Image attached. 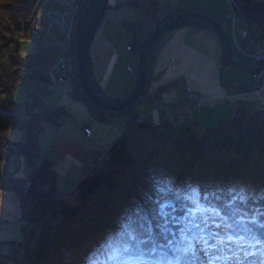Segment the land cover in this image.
<instances>
[{"label":"trees","instance_id":"obj_1","mask_svg":"<svg viewBox=\"0 0 264 264\" xmlns=\"http://www.w3.org/2000/svg\"><path fill=\"white\" fill-rule=\"evenodd\" d=\"M19 1L0 0V189L14 193L20 218L31 223L21 262L64 264L67 253L87 243L94 255L87 250L82 255L91 264H104L103 255L111 258L112 264H132L155 256L189 264L194 242L211 237L215 229H209L219 227L216 232L232 237L229 240L243 251L260 250L256 260L264 264V107L250 111L238 104L231 117L203 132L194 127L190 114L180 123L149 122L141 118L142 113L158 104L153 100L162 90L181 83L180 77L150 87L147 72L144 95L122 111L113 112L88 101L77 81L74 55L77 93L88 103L93 116L98 121L115 116L128 119L122 135L116 136L107 149L104 168L78 180L72 193L79 200L71 204L58 193L52 161L39 152L37 144L40 123L44 119L55 122L59 108L44 102L40 95L33 96V101L25 102V139L8 138L9 130L20 124L8 109L14 89L20 83L38 84L41 90L32 89L30 94L36 90L47 93L43 89L46 70L56 55L55 44L35 27L44 6L31 20L37 0L23 5ZM77 1L81 7L75 23L87 3ZM234 1L248 21L252 42L264 48V0ZM115 5H129L139 11L138 17L122 21L130 34L128 63L134 65L135 78L140 46L158 20L170 19L182 10L210 14L205 5L192 6L191 0H125ZM191 25L209 29L200 22ZM31 27L36 30L30 35L35 51L23 56L17 36ZM240 44L253 52L246 41ZM73 50L74 38V54ZM220 61H224L223 55ZM142 103L144 107L138 108ZM31 104L36 107L34 113ZM11 157L23 158L31 167L26 178L15 177L6 169ZM35 231L36 244L29 247ZM6 243L12 246L8 253L0 254V264H8L7 258L16 253L15 244Z\"/></svg>","mask_w":264,"mask_h":264},{"label":"rangeland","instance_id":"obj_2","mask_svg":"<svg viewBox=\"0 0 264 264\" xmlns=\"http://www.w3.org/2000/svg\"><path fill=\"white\" fill-rule=\"evenodd\" d=\"M122 1L125 0L107 1V8L103 14L101 24L93 36L90 46V57L97 84L107 96L112 98L126 96L135 82L134 65L128 63V39L130 34L123 27L122 21L138 17L139 11L129 5L118 7L115 5L117 2ZM169 1L176 3L179 0ZM232 1V3H235L234 0ZM228 2L229 0H191L192 6L205 5L210 12L208 15H213L216 20L221 21L223 24H220L225 29L228 28L226 24L229 23L224 22V20L230 18L228 16L230 9ZM41 3L40 6H44V9L45 7L61 5L63 2L42 0ZM75 25L76 23L74 24L72 38L75 35ZM227 30L228 33H232L230 28ZM31 33H33L31 29L26 31L25 34L18 33L17 43L19 52L23 56L35 51V43L30 38ZM240 41H246V38ZM247 43L252 45L254 51L255 48L260 51L264 50L263 47L254 44L252 40ZM244 50L246 53L241 54V57L243 56L246 62L254 64L258 61L252 55L254 52L249 53L247 49ZM74 55L75 52L74 54L71 52L72 60H74ZM221 55L223 54L221 53L219 39L210 27L208 29L188 24L164 33L158 39L149 58L150 87H155L161 83L169 84L177 77L181 78V83L178 84L179 86L172 85L162 90L159 98L153 100V104L162 103L155 105V108L145 110L141 118L149 122L173 121L180 123L186 114H190L194 127L199 132H203L216 126L222 119L231 117L238 104H243L250 111L264 107V73L250 74L228 64L220 75ZM262 55L260 59H264V54ZM72 81L75 87L73 96L64 95L60 89L47 93H40L36 90V92L30 94V90H41V86L20 83L13 91V101L8 108L20 120V124L12 127L8 132V138L12 141H23L25 139L26 129L23 123L28 118V104L25 102L27 100L33 101V96L40 95L44 102L51 104L54 108L58 107L60 114L64 115L61 123L57 122L58 116L55 118V122L44 119L40 123L42 130L38 135L37 144L39 152L52 161L58 193L62 194L63 197L65 196L67 202L71 204L79 200L77 194L72 193L78 180L88 172L104 168V165L108 162L107 149L116 138L113 127L107 121H98L91 113L88 103L83 98H79L75 81L73 79ZM223 82L227 86H224ZM187 86L193 88L197 93L213 97H225L226 101L221 102L220 98L211 106L197 108L195 112H192L188 109L189 105L186 103L184 90H182ZM184 102L186 105H183ZM144 105L145 103H142L138 105V108L142 109ZM191 105L193 106V104ZM197 105L199 107V104ZM29 107L31 112L36 111V107L32 104ZM90 115L93 117V121H91ZM88 122H90L89 134L84 131L85 124ZM93 155L99 158L94 159ZM5 167L15 177L19 178H26L31 168L26 166L23 158L18 160L12 157L6 162ZM23 219L30 228L31 223L26 218ZM217 228L219 227H213L209 230L215 229L216 231ZM214 232H211V237L208 236L203 240L194 242L192 246L193 255L190 257L189 264H247V261H249V264L263 263L256 260L261 254L260 250L247 253L235 241L231 240L225 243L224 238L223 240L215 239L217 235H213ZM36 236L37 231L34 232L29 241V247L36 244ZM6 242L21 246L14 253L13 257L16 260L11 256L7 258V263L16 264L19 262L18 264H25L21 262L23 260L25 237L23 236V225L20 221L18 198L12 191L0 189V254L8 253L11 245ZM84 250L94 255L90 244L86 243L81 249L71 251L69 257H63L62 262L70 264L69 262L75 257L78 263L91 264L89 260L83 258L82 253H84ZM250 256L251 258H249ZM95 257L98 259L100 255L95 254ZM252 257L256 259L254 260ZM107 258L106 255L102 256L103 263L112 264L111 258ZM132 264L177 263L168 258L155 256L149 260Z\"/></svg>","mask_w":264,"mask_h":264},{"label":"water","instance_id":"obj_3","mask_svg":"<svg viewBox=\"0 0 264 264\" xmlns=\"http://www.w3.org/2000/svg\"><path fill=\"white\" fill-rule=\"evenodd\" d=\"M107 1L108 0H87L76 22L74 35L77 81L88 101L96 107L113 112H120L132 105L139 97L143 96L148 72L149 55L156 46L158 39L167 31L181 28L191 23H205L218 37L221 53L224 56V61L220 68V75L228 64L238 70L255 75H258L264 69V59H259L256 63L252 64L246 62L236 53L232 42L228 38L226 29L214 17L199 11L182 10L179 14L170 19H160L157 21L152 32L142 42L136 67V78L130 92L121 98L109 97L97 84L89 53L91 41L107 8ZM41 2L42 0H37L31 18L36 14ZM31 30L36 34L34 28H31ZM15 246L17 247V245Z\"/></svg>","mask_w":264,"mask_h":264},{"label":"built area","instance_id":"obj_4","mask_svg":"<svg viewBox=\"0 0 264 264\" xmlns=\"http://www.w3.org/2000/svg\"><path fill=\"white\" fill-rule=\"evenodd\" d=\"M53 1V0H49ZM232 0H229L230 3ZM61 5H54L53 7H45L38 14L36 19L37 30L41 32L45 37L51 39L56 46V55L54 59L49 63L46 71V81L43 84V88L46 91H54L60 89L64 95L72 96L75 92L73 84V71L74 63L71 57L72 37L75 18L80 10V3L77 0H62ZM233 2V1H232ZM231 25L230 29L232 33L236 35V39H233L235 46L238 45L240 40L245 39L247 42H251L248 34L247 21L243 12L238 8H230L228 12ZM238 38V39H237ZM240 44V43H239ZM253 56L259 60L264 54V50H253ZM245 50H242V54H245ZM249 53H251L249 51ZM264 73L262 70L259 74ZM184 90L186 103L189 105L188 109L195 110L211 106L216 100L221 98L222 101H226L225 97H213L211 95H204L192 91L190 86H187ZM187 92V93H186ZM184 102L183 105H186ZM193 104V106L191 105ZM199 104V107H197ZM184 109V108H183ZM63 115H60L62 118ZM126 118L118 117L111 120V125L116 129L124 126ZM84 131L89 133V127H85ZM24 221V220H23Z\"/></svg>","mask_w":264,"mask_h":264},{"label":"bare ground","instance_id":"obj_5","mask_svg":"<svg viewBox=\"0 0 264 264\" xmlns=\"http://www.w3.org/2000/svg\"><path fill=\"white\" fill-rule=\"evenodd\" d=\"M226 1V0H225ZM35 2V0H20L19 1V4L20 5H23V4H25V3H30V4H32V3H34ZM40 4H42V3H40ZM228 5H229V8H238L240 11H241V9L239 8V6L237 5V4H235V3H232V2H230V3H228ZM40 7V6H39ZM39 9V8H38ZM242 12V11H241ZM212 17H214L213 15H211ZM245 16V15H244ZM31 20L33 19V18H30ZM225 21H227L229 24L227 25L226 24V26L229 28L230 27V25H231V21H230V19L229 18H226L225 20H224V22ZM35 27L37 28V25H36V23H35ZM32 28V27H31ZM215 34V33H214ZM229 34V36H228V38H229V40L232 42V44H233V46H234V48H235V51H236V53L237 54H239L240 56H241V54H242V50H243V47H242V45H240L239 44V42H238V45L237 46H235V44L233 43V39H236V35L234 34V33H228ZM227 34V35H228ZM238 39V38H237ZM191 90L192 91H194V89L193 88H191ZM207 107H209V106H206V107H204V108H207ZM148 110H150V109H148ZM191 111H193V112H195V110H191ZM113 129H114V127H113ZM123 129H124V127H121V128H119V129H115V132H116V135L117 136H121L122 135V133H123ZM217 235V237L215 236V239L216 238H218L219 236H222V239L223 238H225V240H224V242L225 243H227V240H229V238H228V236H226V235H220L218 232H214V234L213 235ZM199 240H201V239H199ZM199 240H197V241H199ZM65 256H68L69 257V253H67ZM261 256V254L259 255V257ZM259 257H258V259H259ZM253 259H254V257H253ZM256 259V258H255ZM257 259V260H258ZM78 260H75V257H73V259L69 262L70 264H81V262L80 263H78L77 262ZM73 262V263H72Z\"/></svg>","mask_w":264,"mask_h":264}]
</instances>
